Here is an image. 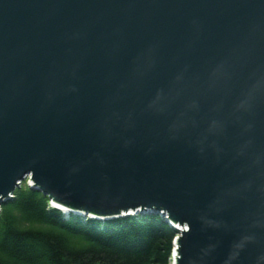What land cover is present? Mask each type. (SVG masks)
Here are the masks:
<instances>
[{
	"label": "water",
	"instance_id": "obj_1",
	"mask_svg": "<svg viewBox=\"0 0 264 264\" xmlns=\"http://www.w3.org/2000/svg\"><path fill=\"white\" fill-rule=\"evenodd\" d=\"M162 215L174 264H264V0H0V206Z\"/></svg>",
	"mask_w": 264,
	"mask_h": 264
},
{
	"label": "trees",
	"instance_id": "obj_2",
	"mask_svg": "<svg viewBox=\"0 0 264 264\" xmlns=\"http://www.w3.org/2000/svg\"><path fill=\"white\" fill-rule=\"evenodd\" d=\"M27 187L1 207L0 264H169L176 232L156 217L65 219Z\"/></svg>",
	"mask_w": 264,
	"mask_h": 264
},
{
	"label": "bare ground",
	"instance_id": "obj_3",
	"mask_svg": "<svg viewBox=\"0 0 264 264\" xmlns=\"http://www.w3.org/2000/svg\"><path fill=\"white\" fill-rule=\"evenodd\" d=\"M173 264H174V262H173Z\"/></svg>",
	"mask_w": 264,
	"mask_h": 264
}]
</instances>
